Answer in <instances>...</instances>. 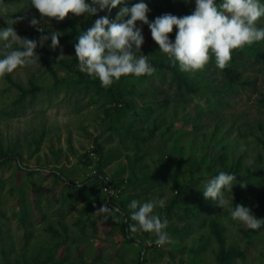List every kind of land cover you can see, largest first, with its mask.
<instances>
[{"label": "rangeland", "instance_id": "1", "mask_svg": "<svg viewBox=\"0 0 264 264\" xmlns=\"http://www.w3.org/2000/svg\"><path fill=\"white\" fill-rule=\"evenodd\" d=\"M3 2L8 12L0 14V29L13 27L37 45V27L61 36L57 48L37 47L39 60L0 78V264H218L219 235L225 247L241 246L246 252L244 260L232 264H264V228L246 243L248 228L228 210L240 204L264 219V62L249 50L264 52V41L232 52L227 67L239 73L235 82L213 57L194 76L179 70L194 91L185 102L171 100L176 86L167 91L169 74L165 82L155 74L147 86L133 88L126 105H106L89 89L84 93L77 75L55 62L75 55L74 31L80 35L103 16L115 20L121 8L139 0H124L110 13L96 6L93 16L69 14L64 24L41 20L31 0ZM144 2L149 22L195 10V0ZM32 18L37 27L31 26ZM137 27L144 37L137 54L148 56L151 65L167 57L148 26L138 22ZM257 27L264 28V17ZM4 43L0 59L20 47ZM48 43L50 38L43 45ZM71 69L87 74L77 64ZM167 95L171 103L160 109ZM221 171L248 179V188L236 179L231 192L224 190L226 199L233 197V205L224 208L202 192ZM106 182L119 192L108 195ZM158 199L165 206L154 213L168 222L170 242L164 245L128 227L136 223L130 219L131 201ZM104 204L117 210L107 219L96 213Z\"/></svg>", "mask_w": 264, "mask_h": 264}, {"label": "clouds", "instance_id": "2", "mask_svg": "<svg viewBox=\"0 0 264 264\" xmlns=\"http://www.w3.org/2000/svg\"><path fill=\"white\" fill-rule=\"evenodd\" d=\"M122 3L124 0H31L32 8L40 14L41 20L56 22L64 21L69 14L73 17L93 16L97 12L96 6L110 13ZM7 12V5L0 0V14ZM148 12V5L139 0L131 7L121 8L115 20L108 16L95 20L76 38L75 57L81 71L98 79L105 88L119 82L122 77L151 76L155 68L148 62V56L137 54L144 43L138 22L148 26L153 42L173 65L193 76L203 71L213 57L216 66L223 70L229 65L234 50L264 41V28L257 27L259 19L264 17V4L260 0H221L219 4L216 0H195V10L190 15L164 14L153 22H149ZM124 17L129 18L123 21ZM30 24L37 27L39 22L32 18ZM174 29L175 41L172 42L169 35ZM37 31L41 33L40 46L50 38L51 47H58L60 32L44 34L43 27H37ZM0 42H5V48H10L13 43L20 46L0 59V78L39 60L35 52L37 41L19 37L13 27L0 29ZM236 177L221 171L206 184L202 191L204 198L216 202L220 208L233 205L232 195L229 201L224 197V190L231 192ZM164 206L163 199L144 203L131 201L129 207L134 211L130 219L136 223L129 224V231L150 233L156 237L157 245L169 243L170 238L165 231L168 222L154 213V209ZM228 210L233 220L249 229L257 230L264 224V220L255 218L249 208L240 204ZM114 211L117 210L104 204L96 213L105 214L107 219Z\"/></svg>", "mask_w": 264, "mask_h": 264}, {"label": "trees", "instance_id": "3", "mask_svg": "<svg viewBox=\"0 0 264 264\" xmlns=\"http://www.w3.org/2000/svg\"><path fill=\"white\" fill-rule=\"evenodd\" d=\"M64 21L68 22V20H64ZM64 23L65 22H59V24H64ZM88 28H89V26H87L86 30ZM174 32H175V29L172 32V34H174ZM74 35H75V39L79 36L77 31H74ZM75 43H76V41H75ZM37 47L45 48V49L52 48L51 43L44 44L43 46L37 45ZM249 50L252 52V55L257 62H260V61L264 62V52L263 51H259L257 48H253V47H251ZM241 52H243V51H241ZM233 60H235V59H233ZM151 62H152V65H154V67H155V72L151 76H143V77H139V78H136V77L132 78L130 76L126 77V78H128L127 79L128 81H131V83H130L131 88H128L127 85L125 84V77H123L124 79L121 78L119 82L114 83L112 86L105 88V87L101 86V83L98 79H96V78L92 79L88 74L81 75V73L78 71L74 72L71 69V67L76 65V64L79 65V62H78L77 58L75 57V55L70 60H68L67 62L57 60L55 63L60 68H62L63 70H67V71L70 70L72 73H75V75H77V77H78L80 84H82L81 88L84 91V93H85V90L89 89V91H86V92L93 93L98 98L102 99L106 105H110L113 103H117L120 105L122 103V105H126V97L130 94H134L135 87L138 85L147 86V84L149 82V78L152 76H155V74H156V76L162 75L160 80L164 81V82H165V78H167V74H169L170 79H169L167 91L168 90L172 91V88L174 87V85H173L174 83L176 86L175 94L172 96L171 100L175 103L185 102L186 99H184V96L188 95V94H190V92H194V91L192 90L189 83L186 81V79H185L186 77L179 72L178 65H173L168 60L167 57H165V56L163 57L162 55L160 57L159 62H156L154 60ZM223 72L225 73V77L230 82H235L239 76V73L237 71L230 69L229 67H226L225 69H223ZM182 89H184L185 92H183ZM147 90L149 91V89H147ZM33 91H34V89L29 91V92L33 93ZM25 93H27V92H25ZM157 94H158V91L156 88H154L151 91V95L156 97ZM171 100L169 99V97L167 95L166 99L164 101L160 102V109L167 108L169 103H171ZM260 102L264 105V94L262 95ZM149 108H150V110H154L151 107H149ZM228 174H233V173L228 172ZM236 179H238L240 183L244 182V185L248 188V179L247 178H244L242 176H237ZM235 185H236V182H235ZM262 208L264 211V205H262ZM169 210H170V208H169ZM122 226L125 227L122 229L123 234H125L127 236L129 234L128 230H127V224L124 222ZM263 228H264V224H262L261 227L257 230H252V229L248 228L246 231H244L246 243H248V242L250 243L251 237L253 235H256L257 233L261 232V230ZM217 240L220 244V251H219L218 258H217L218 264H232L235 259H240V260L245 259L246 252L241 246H239V247L238 246L237 247H234V246L225 247L220 235L217 237ZM47 260L48 261L51 260V255L48 256Z\"/></svg>", "mask_w": 264, "mask_h": 264}, {"label": "built area", "instance_id": "4", "mask_svg": "<svg viewBox=\"0 0 264 264\" xmlns=\"http://www.w3.org/2000/svg\"><path fill=\"white\" fill-rule=\"evenodd\" d=\"M104 191H106L108 193V195H116V192H119L118 190H116V187H113L112 185L109 184V182H106L103 185Z\"/></svg>", "mask_w": 264, "mask_h": 264}]
</instances>
